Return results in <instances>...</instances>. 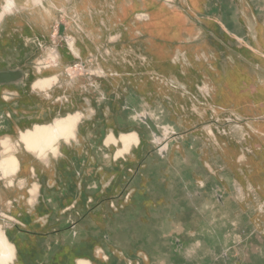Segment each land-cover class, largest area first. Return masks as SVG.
<instances>
[{
	"label": "rangeland",
	"instance_id": "1",
	"mask_svg": "<svg viewBox=\"0 0 264 264\" xmlns=\"http://www.w3.org/2000/svg\"><path fill=\"white\" fill-rule=\"evenodd\" d=\"M155 1L169 10L182 9L180 21L187 20L186 26L191 31L188 37L185 31L174 28L162 39L179 40L174 43L178 47L209 44L223 65L230 62L236 46L225 40L224 34L235 41L226 30L235 34L241 28L244 35L240 36L252 37L257 24L264 20V0H203V11L198 13L191 12L184 0ZM116 3V0H77L76 11L70 1L57 11H50L48 16L51 40L56 45L47 50L50 54L47 60L51 66L56 63L55 50L66 57V62L58 64L55 71L61 73L60 86L69 95L81 98L78 100L82 104L89 100L97 104L99 121L111 125L106 124L104 132L112 128L116 135L124 133L119 137L108 136L106 146L114 145L108 153L98 144L99 160L93 178L99 199L94 207L64 214L68 220L71 215L78 218L77 222L57 223L49 228L40 223L29 225L31 232L52 233L49 237L58 235L54 240L58 248L44 255L33 254V263L77 264L79 259H86L93 264H264V133L259 131L264 113L255 109L243 115L230 104L215 106L208 84L214 73L210 65L215 67L213 51L205 54L206 62L196 63L200 67H194L192 81L185 79L184 58L173 62L175 57H171L172 64L179 67L175 73H168L169 67L163 64L161 71L151 66L146 50L149 42L144 35L137 29L132 32L109 23L108 15L114 13ZM14 9L5 10L0 22ZM86 16L93 21V27L88 26ZM149 19L146 13L133 17L134 21H144L140 24ZM155 20L157 30L163 31L168 18ZM209 20L221 31L208 26ZM155 22L148 21L146 25L153 27ZM75 30L85 44L92 45L89 46L92 55L87 52V60L72 58ZM59 37L64 40V48L59 47ZM169 43L173 55V42ZM226 45L233 48H229L231 53H227ZM14 50L3 49V58L16 60ZM45 62L42 65L49 67ZM252 70L257 82L264 83L259 65H252ZM204 74L209 76L202 77ZM49 79L52 80H47L49 84L46 79L38 82L49 87L36 82L42 88H34L46 90L58 82L57 76ZM249 93H258L255 84L242 91L248 97ZM147 111L155 117L158 128L148 116L138 120L137 114ZM74 115L79 116L70 132L74 138L71 134L67 137L68 133L62 139L67 143L76 139L82 114L62 118ZM250 126L256 129L252 131ZM136 131L142 137L140 147ZM3 132L2 138H6L8 133ZM20 139L18 145L23 146ZM15 149L18 151L17 145ZM56 150L51 155L57 156L59 147ZM43 158L39 159L45 161L46 157ZM7 166L5 170L0 166L2 177H15L19 163L18 168L14 166L16 169L8 166L12 172ZM48 180L53 183L56 177ZM31 194L34 204L36 197L34 192ZM227 202L233 206L232 211L222 212L213 206L217 203L222 208ZM75 234L79 239L74 240Z\"/></svg>",
	"mask_w": 264,
	"mask_h": 264
},
{
	"label": "crops",
	"instance_id": "2",
	"mask_svg": "<svg viewBox=\"0 0 264 264\" xmlns=\"http://www.w3.org/2000/svg\"><path fill=\"white\" fill-rule=\"evenodd\" d=\"M38 1V4H34L32 0H15L17 9L12 14L6 15L0 22V160L3 152L2 140L6 138L17 144L16 155L19 160V170L15 177L3 178L0 173V227L7 243L14 250L9 264H34L33 254L44 255L58 248V244L54 242L58 235L49 237L48 235L52 233L31 232L28 230L30 224L40 223L43 227L49 228L50 225L57 223L77 222L78 218L75 219L71 215V219L68 220L64 214L71 213L78 208H91L98 203L99 192L95 177L93 178L99 160L98 144H101L102 150L108 153L110 148L113 150L114 146H106L108 136L113 134L119 137L124 133L116 135L112 128L106 132L103 131L108 121L106 120V123L99 121L98 111L92 100L82 104L78 100L81 98L72 97L67 93L70 98L68 102V97L59 83L61 73L55 72L58 64L66 62L65 55L53 49L58 56L56 63L51 66V61L47 60L50 55L47 50L52 45H56V41H52L50 36L49 13L59 10L60 7L63 8L66 2L70 1H73L74 9L77 11L75 4L77 0ZM116 1L114 13L108 15L109 23L112 26L121 25L131 29L132 32L137 29L144 35L145 40L149 42L146 50L151 57V66L161 71L163 64L169 67L171 72L168 73H175L179 67L178 64H172L171 57H175L173 62H181V58H184L185 79L192 81L195 78L192 75L195 72L194 67L196 65L200 67L196 63L206 62L205 54L213 51L215 52V67L210 65V69L214 73L212 76L204 74L202 77L209 76L210 78L208 84L212 92L210 93L211 101L215 106L221 108L230 104L237 113L243 115L255 109L264 113V83L257 82L252 70V65L256 63L264 72V20L257 24L252 37L240 36L244 35L241 28L235 34L226 30L234 36L235 41L229 40V36L224 34L225 40L236 43V46L235 49L229 46L235 52L230 54V62L223 65L220 62L221 57L216 54L215 49L210 48L209 44L191 43V45L183 46L181 44V47H178L174 46V43H179V40L162 39L173 32L174 28L179 32L185 31L189 37L191 31L186 26L187 20L184 23L180 21L182 9L169 10L155 0H136L137 2L134 3L131 2L133 0ZM184 2L193 13L203 11V0H184ZM5 3V0H0V12ZM140 13L150 15L148 21L155 22L156 17L158 19L162 17L168 18V22L163 27V31L159 32L157 21L153 27H147L148 21L145 24H140L144 21H134L133 17ZM191 19H193L192 16ZM86 21L89 27L94 26L88 16H86ZM208 22H210L208 26H212L214 30H220L212 20ZM146 32L150 35H146ZM77 33L79 32L75 30L72 35L71 45L75 53L72 58L73 60L76 57L87 60L86 53H91L89 46L92 47V45L85 44L82 36ZM118 36H116L117 39ZM171 41L173 42V55L172 46L168 45ZM62 46L64 48L65 44ZM229 48L226 45L227 53H231ZM3 49H15L13 55L16 60H5ZM238 53L243 58L238 57ZM45 60V64L47 63L49 67L42 65ZM4 64H9V66L3 67ZM39 67H42L41 71ZM56 76L58 82L52 88L46 90L34 88L39 80ZM7 83L8 85H5ZM252 84L256 85L258 93H249L250 97L243 95L242 91L245 87H251ZM143 113L138 114V119L142 120L141 116H148L157 128L159 127L148 112ZM72 114H82L77 126L76 139H72L69 143L62 141L58 155H49L48 162L41 161L35 155L28 153L23 146L18 145L22 132L36 126L52 125L58 119ZM259 127L262 129L259 131L264 133V123ZM250 128L252 131L256 129L252 126ZM3 130L8 133L6 138H2ZM136 134L139 136L138 133ZM141 142L138 147L141 146ZM53 175L56 181L52 183L48 179ZM31 192H34V197H36L34 204L31 203ZM77 211L75 213H78ZM73 238L74 240L77 238L76 234ZM72 247L75 248V244ZM83 263L93 264L86 259L77 261V264Z\"/></svg>",
	"mask_w": 264,
	"mask_h": 264
},
{
	"label": "bare ground",
	"instance_id": "3",
	"mask_svg": "<svg viewBox=\"0 0 264 264\" xmlns=\"http://www.w3.org/2000/svg\"><path fill=\"white\" fill-rule=\"evenodd\" d=\"M32 1H33V3L35 2L34 0H32ZM5 2L6 3L3 6V10H2V12H0V19H1L2 15L4 14V12H6L7 10H10L11 8L14 9L13 7H16L17 8V5H16L15 0H5ZM10 12H12V10H10ZM55 79L53 81H55ZM47 80L52 81L51 79H46L45 81H47ZM45 81H44V83H45ZM38 82H40V81H38ZM47 83L49 84L48 81H47ZM48 84L45 83L46 87L47 86L49 87ZM45 85H42L41 84L40 86H43L44 87ZM50 85H51V83H50ZM34 87H38V86L35 85ZM40 88H42V87H40ZM74 116H76V115H74ZM74 116H72V117L70 116V117H68L66 119L57 120L54 124L49 125V126H36L33 129H31V130L30 129L27 130L25 133H23L22 135H20L21 136V139H22V140L21 139L20 140L24 144L23 146L25 147L26 150L32 152V154H34L35 156H37L39 158H42V159H44L43 157H46L45 161L46 160L48 161L47 158L49 157V155L55 154V152L57 153V150L56 149H58L60 143L63 141L62 139L65 138V136L68 133H69V135L67 137H69L70 134H71L70 132L73 131V129L75 128V126H76V119L79 116H76V118ZM149 126H150V124H149ZM152 126L156 130L155 125L153 124ZM150 128L152 129L151 126H150ZM71 135H73V134H71ZM71 137L74 138V135L71 136ZM110 138H111V136H110ZM122 138H123V136H122ZM127 138L125 137V140ZM129 138H131V136ZM2 144H3V146H2L3 147V150H2L3 151V154H2L3 157L1 158L2 159V163H1V161H0V163L2 165H0V166L2 167L4 165H6V166L8 165L9 167L12 166L11 169L12 168L13 169H16V167H17L16 165L19 163L18 158L14 154V152L17 151L15 149L17 144L16 143H13L10 140H4V141H2ZM124 145L126 146V143H124L123 146ZM6 166H4L2 168H4V170H5L6 169L5 168ZM8 166H7V168L10 170V172H12L11 169ZM14 166H16V167H14ZM5 173L8 174V172H5ZM34 188H36V187L34 186ZM213 206H214V208H217V209L221 210L222 212H224L226 210H228V211H232L233 210L232 209L233 206L230 203H228V202L222 208L219 207L217 205V203H216V205H213ZM1 233H2V231L0 232V234ZM1 235H0V248H1V250H0V264H9L10 263V260L12 259L13 251L14 250H13L12 246L7 243V239L4 236V234H3V236H1Z\"/></svg>",
	"mask_w": 264,
	"mask_h": 264
},
{
	"label": "flooded vegetation",
	"instance_id": "4",
	"mask_svg": "<svg viewBox=\"0 0 264 264\" xmlns=\"http://www.w3.org/2000/svg\"><path fill=\"white\" fill-rule=\"evenodd\" d=\"M59 41H61L60 44H59V47H62V43L64 42V40L61 39V38L59 37ZM61 89H62V91H64V92L66 93V96L68 97V100H67V101L69 102V99H70V98H69V96L67 95V90L64 88V86H62ZM70 95H71V94H70ZM71 96H72V95H71ZM72 97H75V96H72ZM92 102L94 103V101H92ZM94 105L96 106L97 104L94 103ZM96 109H97V108H96ZM97 111H98V110H97ZM147 112H148V111H147ZM139 113H140V112H139ZM139 113H138V114H139ZM148 113H149V112H148ZM138 114H137V115H138ZM149 114H150V113H149ZM150 115H151V114H150ZM151 117H152V120H153L154 122H156V121H155V117H154L153 115H151ZM138 120H140V119H138ZM141 123L144 124L145 126H147L143 121H141ZM156 123H157V122H156ZM147 128L150 130V128H149L148 126H147ZM150 131H151V130H150ZM136 132H137V131H136ZM137 133H138V132H137ZM151 133H152V132H151ZM138 134H139V133H138ZM139 136H140L141 141H142V137H141L140 134H139ZM152 137H153V136H152ZM155 142H156V140H155ZM157 147H158V146H157ZM158 149H159V148H158ZM165 155H166V154H165Z\"/></svg>",
	"mask_w": 264,
	"mask_h": 264
}]
</instances>
